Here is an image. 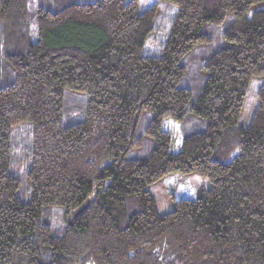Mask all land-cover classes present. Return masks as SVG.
I'll use <instances>...</instances> for the list:
<instances>
[{
	"label": "trees",
	"instance_id": "16d2710c",
	"mask_svg": "<svg viewBox=\"0 0 264 264\" xmlns=\"http://www.w3.org/2000/svg\"><path fill=\"white\" fill-rule=\"evenodd\" d=\"M138 4L0 0V264H264V0ZM195 50L206 78L191 101L179 83ZM65 91L85 97L69 124ZM21 126L26 202L12 167ZM144 135L148 155L128 158ZM191 172L210 186L159 213L149 184Z\"/></svg>",
	"mask_w": 264,
	"mask_h": 264
},
{
	"label": "rangeland",
	"instance_id": "374dc122",
	"mask_svg": "<svg viewBox=\"0 0 264 264\" xmlns=\"http://www.w3.org/2000/svg\"><path fill=\"white\" fill-rule=\"evenodd\" d=\"M155 0H139L138 9L139 11L146 8ZM252 8L249 13H251ZM154 47V41L146 42L144 52H149ZM195 50L193 54L189 55L183 62L186 72L180 86H186L191 91V101H193L198 94L199 90L204 84L206 73L200 67L203 62V55L199 51ZM262 77L258 75L251 76L245 96L244 102L239 115L238 126H246L252 116L253 110L256 105V92L260 86ZM85 97L78 91H65L63 98V123L69 124L78 121L82 118V111L84 109ZM189 124H192L191 122ZM188 124V125H189ZM143 124H141V127ZM195 129H203L204 122L199 121L193 124ZM164 127L170 132L172 136L171 150L177 151L180 147L181 142V130L178 123L167 119L164 121ZM141 130V129H139ZM25 126L18 127L12 131V144L16 148L14 153L16 154L18 161H15L12 165L21 178V189L19 191V198L22 202L28 201V188L27 182L24 175V156L26 151L27 142ZM153 138L143 136L142 145L130 150L128 152V158H144L148 155L150 148L153 146ZM210 182L207 178L199 175L196 172L187 174L171 173L165 177L152 182L148 188L155 199L157 211L159 213H165L174 208L172 197H194L195 190L198 187L208 188Z\"/></svg>",
	"mask_w": 264,
	"mask_h": 264
}]
</instances>
